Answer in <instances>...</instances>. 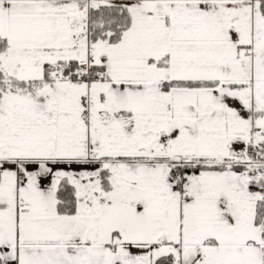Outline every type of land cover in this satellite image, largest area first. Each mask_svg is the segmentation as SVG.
<instances>
[{
	"label": "snow or ice",
	"instance_id": "obj_1",
	"mask_svg": "<svg viewBox=\"0 0 264 264\" xmlns=\"http://www.w3.org/2000/svg\"><path fill=\"white\" fill-rule=\"evenodd\" d=\"M0 264H264V0H0Z\"/></svg>",
	"mask_w": 264,
	"mask_h": 264
}]
</instances>
